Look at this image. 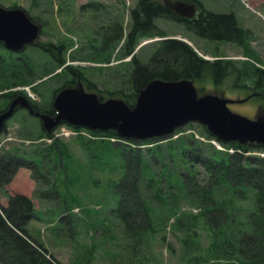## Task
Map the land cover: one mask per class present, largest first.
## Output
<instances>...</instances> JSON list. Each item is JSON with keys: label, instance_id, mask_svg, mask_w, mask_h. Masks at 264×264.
I'll list each match as a JSON object with an SVG mask.
<instances>
[{"label": "rangeland", "instance_id": "rangeland-1", "mask_svg": "<svg viewBox=\"0 0 264 264\" xmlns=\"http://www.w3.org/2000/svg\"><path fill=\"white\" fill-rule=\"evenodd\" d=\"M197 1L206 12L234 14L237 25L242 30L239 37L232 40H212L196 35L183 20L156 17L153 20L157 26L155 28L164 35L142 38L139 44H144L136 50L133 57L136 56L140 62L149 61L160 38H181L191 41L193 45H190L198 48L211 61L227 58L241 71L246 66L250 68L252 64L264 68V0ZM137 2L138 0H0V5L24 8L42 27L38 43L27 45L22 51H11L0 43V62L3 63H0V111L16 93L25 94L39 109L51 107L55 92L70 78L65 73L67 65L81 72L86 86H90L104 98L121 95L116 91L123 81L124 73L130 70L128 62L132 59V54L123 58L121 54L124 51V37L131 27V11ZM115 30H118L119 37L108 42L106 36L113 35ZM59 59L63 60V64L58 63ZM17 60L19 63L28 60L31 74L21 70L17 79L9 72L6 74V67L12 68ZM237 72L224 76L218 83L211 78L196 83L200 92L245 98L253 93V83L240 79ZM28 78L35 80L32 84L20 83ZM260 91L263 93L253 95L247 101L231 104L230 108L255 117L254 112L259 105L264 110V86ZM204 126L200 122L190 121L160 140L151 138L114 141L111 134L96 137L85 129L71 133L73 128L62 123L52 131V137L49 138L44 136L45 129L38 116L25 108H18L5 122L0 133V157L7 152H17L23 157V164L16 167L9 183L0 186V202L7 205L9 197L17 193L29 196L34 202L36 214L28 229L63 264H184L183 248L175 233L167 234V240L173 244L174 250L170 249L168 242L161 243L159 239H152L149 250V247H143V252L147 253L133 257L123 239L121 221L108 222L112 219L109 216L105 220V226L110 224L105 230L108 236L104 238L102 230L92 231L93 234L88 235L79 226L74 228L70 221L82 218L92 208L98 209L101 200L107 203V210L110 209L109 204L113 203L111 207L116 205L115 196L118 195H115V191L126 174L124 156L127 152L134 155L139 149L145 160L144 163L141 162V173L145 181L142 184L138 181V184L148 186L150 180H156L155 172L165 166L180 168H176L177 163L172 160V153L182 146H189L194 138L212 144L218 150H235L234 145L226 146L208 136ZM224 146L227 150L223 149ZM251 151V154L247 151L245 154L257 157L264 155L263 149ZM197 169L207 178L205 168L197 164ZM154 185L157 183L154 182ZM154 185L151 191H155ZM160 185L165 187L168 184L164 181ZM168 191L173 192L174 188ZM183 205L184 208L197 211L187 202ZM107 210L104 211V219L108 214ZM200 234L203 247L208 240L204 231H200ZM91 242L99 244L93 253L87 251L92 246Z\"/></svg>", "mask_w": 264, "mask_h": 264}, {"label": "trees", "instance_id": "trees-1", "mask_svg": "<svg viewBox=\"0 0 264 264\" xmlns=\"http://www.w3.org/2000/svg\"><path fill=\"white\" fill-rule=\"evenodd\" d=\"M156 17L180 19L160 1L138 0L131 11V27L124 37L122 58L131 54L142 38L164 35L155 28L157 26L153 20ZM189 25L196 35L208 39L232 40L242 33L234 14H201L198 18L189 20ZM118 33L115 30L113 35L108 34V42L119 37ZM134 55L128 62L130 70L124 73L123 81L116 91L121 95H110L122 97L130 106L134 105L140 90L154 78H191L195 82L211 78L218 83L224 76L238 71L240 79L252 81L254 91L261 90L264 86V68L252 64L250 68L246 66L241 71L229 60L205 59L191 45L178 38L161 39L149 61L140 62ZM19 62L15 61L12 68L6 67V74L9 72L16 79L21 70L31 74L29 61ZM58 63L63 64V60L60 59ZM66 69L70 71L69 74L76 76V68L67 65ZM34 80L28 78L20 83L32 84ZM34 108L37 109L35 105ZM204 127L205 133L213 136ZM44 133L45 137H52V132ZM96 133L116 135L113 130ZM220 141L226 146L241 148L243 152L218 150L212 144L194 138L189 146H182L172 153V160L177 163L176 168H180L165 166L155 172L156 180H150L148 186L141 185L145 181L141 173V162L144 163L145 160L139 149L134 155L127 152L124 156L126 174L115 191V195L119 196H115L116 205L111 207L113 203L109 204L110 209L107 210V203L101 200L98 209H88L82 218L76 216L70 222L74 228L79 226L88 235L93 234L92 231L102 230L104 238L108 236L105 230L110 226H105V220L111 216L112 219L108 222L121 221L123 239L133 257L147 253L143 252V247H149V250L152 239H159L161 243L168 242L170 249L174 250L173 244L167 240V234L175 233L183 248L184 264H264V157L244 153L251 149L264 150V145ZM22 164L23 157L20 153L2 154L0 186L9 183L16 167ZM197 164L205 168L207 178L197 169ZM164 181L168 185L159 186ZM152 185L156 187L155 191H151ZM172 188L174 191L169 192ZM184 202L197 211L184 208ZM35 210L33 200L23 193L11 195L7 205L0 202L1 264H63L28 229L31 219L35 217ZM106 210L108 214L104 219ZM87 223L91 224V230ZM200 231L205 232L208 240L203 247ZM78 235L79 233L76 236ZM91 245L87 250L89 253L99 247L98 243L91 242ZM102 248L106 247L102 244Z\"/></svg>", "mask_w": 264, "mask_h": 264}, {"label": "water", "instance_id": "water-1", "mask_svg": "<svg viewBox=\"0 0 264 264\" xmlns=\"http://www.w3.org/2000/svg\"><path fill=\"white\" fill-rule=\"evenodd\" d=\"M179 17L192 16L196 3L192 0H164ZM42 27L22 7L0 5V41L19 52L28 44H35ZM245 98H230L213 92L200 93L191 78H154L143 87L133 106L123 98H100L95 91H87L82 82L63 87L55 95L54 115L34 111L28 98L19 94L8 108L0 113V133L17 107H28L42 119L43 127L51 132L67 122L92 130H114L127 139L143 140L167 136L190 121L200 122L216 137L240 144H264V114L249 117L230 108Z\"/></svg>", "mask_w": 264, "mask_h": 264}, {"label": "flooded vegetation", "instance_id": "flooded-vegetation-1", "mask_svg": "<svg viewBox=\"0 0 264 264\" xmlns=\"http://www.w3.org/2000/svg\"><path fill=\"white\" fill-rule=\"evenodd\" d=\"M192 1H194L195 3H196V13L194 14V15H192V17L190 16V17H181L182 18V20L184 21V22H186L187 24H188V28H189V30H192L191 29V27H190V25H189V20L191 19V18H193V17H195V18H198L201 14H204V15H206L207 13H214V14H220V13H217V12H214V11H208V12H206L204 9H203V7H202V5L201 4H199V2L197 1V0H192ZM224 14H226V13H224ZM231 14V13H230ZM205 38H207V37H205ZM212 40H217L216 38H214V39H212ZM241 42V41H240ZM38 43V42H37ZM36 43V44H37ZM249 48V47H248ZM250 53H252V51H249ZM226 60H229V61H231V62H233L232 60H230V59H227L226 58ZM59 61H60V59H59ZM234 63V62H233ZM66 69V68H65ZM66 72V74L68 75V76H70V78L60 87V88H58V90L55 92V95L57 94V92L60 90V89H62L63 87H68V86H75V85H77L78 84V81H81L82 82V84H83V86H84V88L86 89V90H89V87L88 86H86V84H85V82H84V78H83V75H82V73L81 72H79V71H76L77 72V74H76V76H72L71 74H69V70L68 69H66L65 70ZM253 93H255V95H259V94H261V93H263L262 91H254ZM19 94H22V93H16V94H14V96H12V98L9 100V102H8V105L10 104V102L12 101V99L13 98H15L16 96H18ZM25 95V94H24ZM55 95H54V97H55ZM26 96V95H25ZM252 96V95H251ZM251 96H249V99H250V97ZM27 97V96H26ZM54 97H53V100H54ZM28 98V97H27ZM28 100L30 101V104H31V106H32V108H33V110L34 111H40V112H45V113H48V112H46V111H50L51 110V112H49V114H52V115H54L55 113H56V110H55V108H54V104H53V102H52V105H51V107H49V108H46V109H39V108H37L36 106V108L37 109H35L34 108V104H33V102L28 98ZM247 101V100H246ZM232 104H234V103H232ZM8 105L4 108V109H2L1 111H0V113L2 112V111H4L5 109H7L8 108ZM18 108H25V109H27L29 112H30V108H28V107H22V106H20V107H17L16 108V110L18 109ZM16 110H15V112H16ZM264 110L260 107V105H259V107H257L256 109H255V114H254V116H256V115H260V114H262V112H263ZM14 112V113H15ZM31 113V112H30ZM32 114V113H31ZM33 115H35V116H37L36 114H34L33 113ZM39 117V116H38ZM40 118V117H39ZM40 120H41V122H42V119L40 118ZM42 126H43V122H42Z\"/></svg>", "mask_w": 264, "mask_h": 264}, {"label": "built area", "instance_id": "built-area-1", "mask_svg": "<svg viewBox=\"0 0 264 264\" xmlns=\"http://www.w3.org/2000/svg\"><path fill=\"white\" fill-rule=\"evenodd\" d=\"M233 150V149H232Z\"/></svg>", "mask_w": 264, "mask_h": 264}]
</instances>
